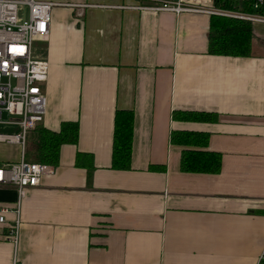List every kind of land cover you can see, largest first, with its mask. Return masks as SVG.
Masks as SVG:
<instances>
[{
  "label": "crops",
  "instance_id": "obj_1",
  "mask_svg": "<svg viewBox=\"0 0 264 264\" xmlns=\"http://www.w3.org/2000/svg\"><path fill=\"white\" fill-rule=\"evenodd\" d=\"M47 1L84 6L53 8L48 38L32 51L48 63L40 126L77 123L78 137L60 148L53 174L25 191L18 216L16 190L0 185V208L9 209L0 264H256L264 247V25H253L250 57H216L207 54L209 16L116 8L131 0ZM119 110L133 113L129 171L111 169ZM177 111L217 121L180 122ZM176 131L208 134L221 172L181 173ZM77 153L93 169L76 167ZM20 159V147L0 144V167ZM17 217L15 246L7 226Z\"/></svg>",
  "mask_w": 264,
  "mask_h": 264
},
{
  "label": "built area",
  "instance_id": "obj_2",
  "mask_svg": "<svg viewBox=\"0 0 264 264\" xmlns=\"http://www.w3.org/2000/svg\"><path fill=\"white\" fill-rule=\"evenodd\" d=\"M131 1L135 4L116 8L175 16L197 14L264 25V0ZM227 1L238 8H224ZM60 6L84 7L47 0H0V127L11 129L0 133V144L17 145L21 149L19 162L0 167V185L16 190L17 216L25 191L37 187L43 177L54 172L50 165L26 162L24 151L29 133L42 124L46 109L42 85L47 79L48 63L34 58L33 45L47 40L52 9ZM8 213L7 207L0 208V225L6 223ZM7 227V237L16 246L18 217ZM256 264H264V247Z\"/></svg>",
  "mask_w": 264,
  "mask_h": 264
},
{
  "label": "trees",
  "instance_id": "obj_3",
  "mask_svg": "<svg viewBox=\"0 0 264 264\" xmlns=\"http://www.w3.org/2000/svg\"><path fill=\"white\" fill-rule=\"evenodd\" d=\"M224 8L237 9L232 2H225ZM254 38L253 25L239 20L220 17L209 19V39L207 54L216 57L247 58L251 56ZM173 118L180 122L213 124L217 121L215 113L174 112ZM5 130H11L10 128ZM79 127L77 123H62L59 131L53 132L38 126L29 133L24 160L29 163L56 166L59 151L63 145H74ZM133 138V113L119 110L114 115L111 169L129 171ZM170 142L181 147L179 170L185 174L218 175L222 168L220 153L207 151L209 135L198 132L176 131L171 134ZM89 155L77 153L75 166L93 169ZM156 168H151L154 170Z\"/></svg>",
  "mask_w": 264,
  "mask_h": 264
},
{
  "label": "rangeland",
  "instance_id": "obj_4",
  "mask_svg": "<svg viewBox=\"0 0 264 264\" xmlns=\"http://www.w3.org/2000/svg\"><path fill=\"white\" fill-rule=\"evenodd\" d=\"M264 29V28H263ZM262 32H260V33H258L259 34V36H261L262 35V38L260 37V39H259V41H262V42H264V40H261V39H264V30H261ZM0 133H6V131L4 130V131H2V130H0Z\"/></svg>",
  "mask_w": 264,
  "mask_h": 264
}]
</instances>
